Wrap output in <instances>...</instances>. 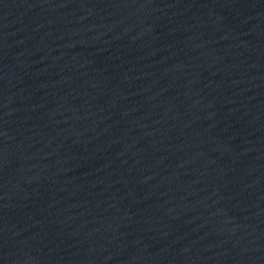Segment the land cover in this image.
<instances>
[{
    "label": "water",
    "instance_id": "obj_1",
    "mask_svg": "<svg viewBox=\"0 0 264 264\" xmlns=\"http://www.w3.org/2000/svg\"><path fill=\"white\" fill-rule=\"evenodd\" d=\"M0 264H264V0H0Z\"/></svg>",
    "mask_w": 264,
    "mask_h": 264
}]
</instances>
